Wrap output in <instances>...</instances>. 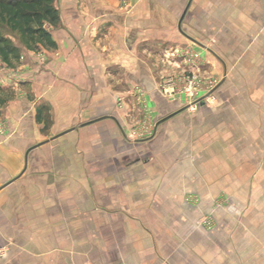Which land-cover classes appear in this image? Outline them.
I'll use <instances>...</instances> for the list:
<instances>
[{
    "label": "crops",
    "instance_id": "1",
    "mask_svg": "<svg viewBox=\"0 0 264 264\" xmlns=\"http://www.w3.org/2000/svg\"><path fill=\"white\" fill-rule=\"evenodd\" d=\"M54 4V44L0 58V264H246L213 200L264 195V0Z\"/></svg>",
    "mask_w": 264,
    "mask_h": 264
},
{
    "label": "rangeland",
    "instance_id": "2",
    "mask_svg": "<svg viewBox=\"0 0 264 264\" xmlns=\"http://www.w3.org/2000/svg\"><path fill=\"white\" fill-rule=\"evenodd\" d=\"M1 32L9 36L14 42L18 41V36L9 30L7 27L1 28ZM23 55V54H22ZM3 64L0 63V69L3 68ZM2 66V67H1ZM211 90L207 91L205 95L201 97H191L187 98L184 102L187 103L188 107L193 106L194 104L200 102L201 100L206 99V95L211 93ZM153 131L150 132H139V133H126L125 136L129 139H145L151 138L153 136ZM261 172L264 174V167H261ZM258 173V174H259ZM249 175L246 174V181L241 180L235 176L230 180L231 188H235L236 194L238 193V188L248 187L251 184V187L254 186V180L251 182L248 181ZM254 191L258 192V189ZM241 198L238 199L236 195L228 197L226 194L220 192L213 200L214 206L217 208L225 207L229 205L232 208H238L240 206L241 213H231L230 217V236L231 239H234L238 244V248L241 252H244L246 256V264H264V210L260 206H264V195L263 196H247L242 198L246 201L244 207H241L242 201ZM185 200L187 202H198L199 198L197 194L188 193L185 195ZM256 207V209H255ZM198 222L203 224L206 228L210 229L215 225L216 218H214L210 213L203 214L199 216ZM242 247V248H241ZM243 249V251L241 250Z\"/></svg>",
    "mask_w": 264,
    "mask_h": 264
},
{
    "label": "trees",
    "instance_id": "3",
    "mask_svg": "<svg viewBox=\"0 0 264 264\" xmlns=\"http://www.w3.org/2000/svg\"><path fill=\"white\" fill-rule=\"evenodd\" d=\"M59 20L54 0H0V58L12 64L23 49H33L38 45H53L45 22ZM7 27L18 36L14 42L1 32Z\"/></svg>",
    "mask_w": 264,
    "mask_h": 264
},
{
    "label": "built area",
    "instance_id": "4",
    "mask_svg": "<svg viewBox=\"0 0 264 264\" xmlns=\"http://www.w3.org/2000/svg\"><path fill=\"white\" fill-rule=\"evenodd\" d=\"M124 4H128V0H123ZM187 53H190L192 55V50L187 48ZM215 85V82L213 79H206L200 76L199 72L197 70H189L185 73H183V76L181 77V81L179 83L177 90H172V93H177L178 95H182L185 99L191 98L194 96L201 97L206 94L207 91L211 90ZM0 130H2V127L0 125ZM145 132H150V130H146ZM81 264H94L92 261H85Z\"/></svg>",
    "mask_w": 264,
    "mask_h": 264
},
{
    "label": "water",
    "instance_id": "5",
    "mask_svg": "<svg viewBox=\"0 0 264 264\" xmlns=\"http://www.w3.org/2000/svg\"><path fill=\"white\" fill-rule=\"evenodd\" d=\"M200 102H203V100H201Z\"/></svg>",
    "mask_w": 264,
    "mask_h": 264
}]
</instances>
